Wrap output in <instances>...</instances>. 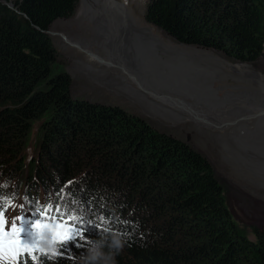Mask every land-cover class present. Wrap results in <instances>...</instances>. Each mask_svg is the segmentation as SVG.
<instances>
[{"label":"trees","instance_id":"obj_1","mask_svg":"<svg viewBox=\"0 0 264 264\" xmlns=\"http://www.w3.org/2000/svg\"><path fill=\"white\" fill-rule=\"evenodd\" d=\"M1 1L0 177L3 167L22 168L15 177L19 187L36 193L37 185L52 190L56 180L75 178L80 191L70 184V195L76 190L78 198L90 200L88 214L101 213L92 219L100 226L84 227L92 241L83 249L84 257L105 234L114 231L127 239L114 257L115 264H264V230H256V240H250L238 228L203 155L187 147L176 150L178 142L155 133L117 105L73 99L70 79L50 75L56 51L42 30L73 15L77 0H14L16 9ZM143 2L83 0L73 20H60L51 31L58 44L80 62V66L74 65L77 69L93 72L95 75L88 76L99 85L110 79L119 90L116 97L145 112H156L165 121L201 130L231 125L233 117L207 113L200 102L210 95L209 89H203L206 83L212 85L210 71L232 63L212 51L179 46L158 28L179 42L253 62L264 51V0H149L144 16L152 25L137 11L136 6ZM122 10L147 23L179 54L167 59L160 45L139 39L137 68H133L120 44L114 56H106L75 41L74 36L90 22ZM72 29L77 32L71 33ZM174 61L180 64L172 68ZM86 64L94 68L87 70ZM190 66L195 72H208L207 77L191 76ZM190 85L192 90L187 88ZM141 88L161 98L166 108ZM244 115L235 122L234 130L236 145L247 152L254 136L247 134L249 124ZM263 120L264 116L250 124L254 133L261 132ZM253 145L256 155L248 156L263 157V149L256 142ZM25 148L32 149L31 156ZM122 156L127 158L120 162ZM21 162L24 165L19 166ZM83 184L87 190L81 189ZM107 192L120 202L111 204V197L104 198ZM112 205L128 214L125 222L121 215H106ZM56 264L81 261L73 256L58 258Z\"/></svg>","mask_w":264,"mask_h":264},{"label":"rangeland","instance_id":"obj_2","mask_svg":"<svg viewBox=\"0 0 264 264\" xmlns=\"http://www.w3.org/2000/svg\"><path fill=\"white\" fill-rule=\"evenodd\" d=\"M13 1L14 0H2L1 2L6 5L12 3V7L10 8L16 9ZM148 1L149 0H144L142 4L136 6L137 11L142 13L145 21L144 10ZM82 2L83 0H77V7L73 15L67 18H59L55 20L48 29L42 30V32L50 38L53 48L56 51V56L54 58L55 63L53 62V65L50 67V75L55 74V76H58V74H61L70 79V90L73 99L87 100L93 104L117 105L121 107L122 110L132 114L133 118L141 120L146 126L148 125L155 133H162L170 140L172 139L178 142L179 144L176 150H182L187 147L203 155L210 164L213 180L220 188L222 201L232 218L236 221L238 228L244 231L248 239L256 240L255 231L264 230V155L261 158H251L248 154L256 155V150H252L255 142L258 147L263 149L264 153V120L261 125V132L257 131L254 133L253 127L251 126L264 116V54L255 61V63L261 65L260 68H258L257 64L255 65L254 62H238L217 50L211 49L215 53L224 56L225 59L230 62L252 64V66L242 65L239 70L234 67L233 64L211 70L210 79L212 85L206 83L203 86V89L210 90V95L200 102L201 108L207 113L219 115L226 119L233 117L231 125L217 130H204L203 127H201V130L187 123L180 124L178 121H165L160 116L158 117L156 112H145L138 106L129 103L126 99L116 97L115 93L119 90H115V85L110 83V79L108 81H103L99 85L96 80L88 76V74H95L93 72L88 73L84 68L83 71L77 69L74 65L77 63L80 66V62H77V60L73 58L74 54L66 52L62 46L58 44L51 28L55 27L60 20H73ZM132 15L127 10H122L119 12L117 11L116 15L105 17V19L102 18V20L98 19L97 22H90L84 31L74 36V39L75 41L83 42L84 44L96 48L100 53L106 56H114L117 51V44H120L127 52L128 63L133 68H137L135 48L139 39L150 45H160V50L167 59H172L179 54L178 49L172 47L169 42L151 31L148 25L150 23L147 21L148 24L141 22ZM159 30H161L164 37H170L164 30ZM46 31H49V33ZM70 32L75 33L77 31L72 29ZM169 39L173 41L176 40L171 37ZM176 43L179 42L176 40ZM79 59L81 60L82 58L79 57ZM179 64L180 62L174 61L173 67ZM114 66L117 67L118 70L121 68L118 65ZM85 68L91 70L94 67H87L86 64ZM125 76L127 77V75ZM45 81L46 80H43V82ZM49 83L47 79L45 86H49ZM117 85L118 83H116V86ZM207 86L212 87L206 88ZM187 88L192 90L193 87L190 85ZM184 91L186 92V89H184ZM108 92L113 94L111 95ZM178 104L179 106L177 107H180L181 103ZM242 115L246 117L245 122L249 124V132H247V134L254 136V141L250 144L251 150L247 152L240 150L236 145L235 122ZM34 127H36V123ZM25 152L28 156L32 155L31 148H25ZM126 158L127 157L122 156L119 161H124ZM24 163H19V166L24 165ZM21 169L22 168H18L15 170L11 167L2 168L3 175L0 178V188L5 194V197L15 198L20 195L19 179L14 181V178L20 175ZM75 182H77L75 178L71 180H64V178L60 181L56 180L53 190L45 188L43 185L36 186L40 198H54L56 201L63 204L67 203L65 205L71 209L70 212L73 215V219L69 224L63 221H56L54 225L62 223L75 228L90 221L87 213L90 208V200L78 198L79 193L77 191H80V187L77 184L75 186L77 191L75 190L72 196L68 190V186ZM81 189L87 190L85 184L81 185ZM24 196L28 195L24 194ZM0 200H2V198H0ZM97 201L100 200L97 199ZM99 215L100 212H96L94 218H98ZM121 217L123 218L121 221L125 222L126 215L123 214ZM114 218H116V216ZM129 219H132V217ZM90 236V234H83L82 237L78 236L76 241H70L67 245L59 242L52 243L51 247L55 249L57 253L55 255H53L52 251H48L47 249L44 252L38 249L34 252L37 259L33 261L31 258H27V264H56L58 258L70 259L73 258V256L81 261V257H84L83 249L90 244L88 243ZM76 244L82 246L77 247ZM0 264H10V262L0 259Z\"/></svg>","mask_w":264,"mask_h":264},{"label":"clouds","instance_id":"obj_3","mask_svg":"<svg viewBox=\"0 0 264 264\" xmlns=\"http://www.w3.org/2000/svg\"><path fill=\"white\" fill-rule=\"evenodd\" d=\"M20 190V195L18 197L12 198L5 197V194L0 188V198H2V200H7L10 202L4 210V218L8 221L9 225L13 220H15L17 226L20 225L21 217L28 221H35L38 218L43 219L49 225V229H47L49 231L45 229L42 235L40 236L39 250L41 252H44L47 249L48 251L53 252V248L51 247L52 232L50 231V229L55 228L54 223L56 221H63L69 224L73 219V215L70 212L71 209H69L67 205H65L67 203L63 204L61 202L56 201L54 198H40L39 192L36 193L34 191L27 190V188L24 187H20ZM24 194H27L28 196H24ZM54 201L56 203H54ZM42 212L44 213V215L41 217L40 214ZM94 214L95 213L91 215L89 213L88 215L90 221L86 222V224L84 225H79L75 228L84 229V227H94L91 225V221L92 219H98L94 218ZM123 214L124 213L119 212L117 208L113 206L110 207L106 212L107 216H119ZM29 226L30 225H28V227ZM83 234L87 235L88 233L84 231ZM23 235L24 234L22 233V236ZM91 242L92 241L89 239L88 243ZM126 244L127 239L124 238L119 232L109 231L99 241L96 242V247L91 250L90 254L87 257H81V264H115V255L119 254L124 249ZM105 247L108 248V251H101V248Z\"/></svg>","mask_w":264,"mask_h":264},{"label":"snow or ice","instance_id":"obj_4","mask_svg":"<svg viewBox=\"0 0 264 264\" xmlns=\"http://www.w3.org/2000/svg\"><path fill=\"white\" fill-rule=\"evenodd\" d=\"M9 203L7 200H0V259L9 261L10 264H27V258L33 261L37 259L34 252L39 249L40 236L45 229H49V225L41 218L28 221L23 217H21L19 226L15 220L9 225L3 215ZM43 215L42 212L40 216ZM25 225H30L27 230ZM50 231L52 232V243L59 242L67 245L70 241H76L78 236L82 237L84 229L57 223ZM76 246L82 245L76 244ZM53 254H57L55 249H53Z\"/></svg>","mask_w":264,"mask_h":264},{"label":"bare ground","instance_id":"obj_5","mask_svg":"<svg viewBox=\"0 0 264 264\" xmlns=\"http://www.w3.org/2000/svg\"><path fill=\"white\" fill-rule=\"evenodd\" d=\"M156 27V26H155ZM156 28H158V27H156ZM158 29H160V28H158ZM176 43V42H175ZM177 44V43H176ZM177 45H179V46H182V45H180V44H177ZM183 47H185V46H183ZM198 48V47H197ZM210 51V50H209ZM227 61H229V60H227ZM233 65H234V67H236L238 70L240 69V67L242 66L241 64H238V63H233V62H231ZM189 70H193L192 69V67L190 66V69ZM189 74L191 75V76H198V78H204V76H206L207 77V74H208V72H206V73H201V72H195L194 70L192 71V72H189ZM211 76H212V74H211ZM185 77V76H184ZM213 77V76H212ZM134 83V82H133ZM135 84V83H134ZM179 84V83H178ZM183 85V84H182ZM141 90L144 92V93H146V94H149L152 98H153V100L154 101H156L155 103L157 104V105H161L162 107L164 106V107H166V105H164V102L162 101V99L161 98H157V97H155V96H153L151 93H150V91H148L147 89H143V88H141ZM163 102V103H162ZM175 105V104H174ZM184 109V108H183ZM179 112L180 113H182L183 112V110L181 109V108H179ZM206 121V120H205ZM1 178V177H0ZM15 179V178H14ZM18 179H15L14 181H17ZM73 185H75L76 186V184H74V183H72V186ZM73 188H74V186H73ZM70 189V188H69ZM72 196V195H71ZM108 197H111V200H110V202H111V204H116V203H119L120 202V200L118 199V198H115L114 196H112L109 192H107L105 195H104V198H108ZM113 206V205H112ZM91 225L92 226H94V227H98V226H100V224H99V222L97 221V220H92V222H91Z\"/></svg>","mask_w":264,"mask_h":264},{"label":"water","instance_id":"obj_6","mask_svg":"<svg viewBox=\"0 0 264 264\" xmlns=\"http://www.w3.org/2000/svg\"><path fill=\"white\" fill-rule=\"evenodd\" d=\"M3 2H5V1H3ZM6 3V2H5ZM7 6L8 7H12V3L11 4H7ZM47 33H49V31H46ZM169 35V34H168ZM170 36V35H169ZM171 37V36H170ZM169 37V38H170ZM172 38V37H171ZM172 40V39H171ZM173 41V40H172ZM174 42H176V40L174 41ZM179 42V41H178ZM177 44H180V45H182V46H185V47H198V48H202V49H204V50H209L210 49V51H212V52H214L213 50H211L212 48H205V47H201V46H197V45H192V44H186V43H182V42H179V43H177ZM237 61V60H236ZM238 62H240V61H238ZM172 63H174V62H172ZM241 65H246L245 63L244 64H241ZM248 65H250V66H252L250 63L248 64ZM172 68H173V64H172ZM180 103V102H179Z\"/></svg>","mask_w":264,"mask_h":264},{"label":"flooded vegetation","instance_id":"obj_7","mask_svg":"<svg viewBox=\"0 0 264 264\" xmlns=\"http://www.w3.org/2000/svg\"><path fill=\"white\" fill-rule=\"evenodd\" d=\"M262 54H264V53H262ZM262 54H261V55H262ZM256 61H257V60H256ZM253 62L255 63V61H253ZM256 64H257V63H255V65H256ZM251 65H252V64H251ZM257 66H258V68H260L261 65L257 64Z\"/></svg>","mask_w":264,"mask_h":264}]
</instances>
